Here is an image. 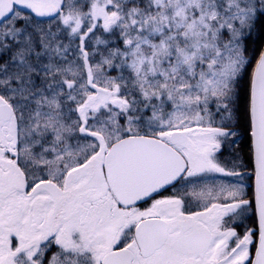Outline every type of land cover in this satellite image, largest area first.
<instances>
[{"label": "snow or ice", "instance_id": "1", "mask_svg": "<svg viewBox=\"0 0 264 264\" xmlns=\"http://www.w3.org/2000/svg\"><path fill=\"white\" fill-rule=\"evenodd\" d=\"M0 264H264V0H0Z\"/></svg>", "mask_w": 264, "mask_h": 264}]
</instances>
